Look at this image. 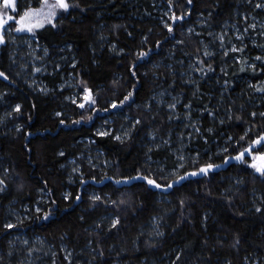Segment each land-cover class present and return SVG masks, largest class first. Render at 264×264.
<instances>
[{
	"label": "trees",
	"instance_id": "trees-1",
	"mask_svg": "<svg viewBox=\"0 0 264 264\" xmlns=\"http://www.w3.org/2000/svg\"><path fill=\"white\" fill-rule=\"evenodd\" d=\"M159 1L168 4L167 0ZM236 1L193 0L188 4L187 0H172L169 4L172 12L177 16L187 14L183 20L170 22L173 24L170 33L144 17L153 10L145 0H71V4L78 6L61 15L55 27L45 25L35 32V38L52 52L71 48L77 60L74 72L78 84L83 91L91 89V95H96L94 107L71 106L68 116L53 114L60 111L56 99L23 89L15 80L6 51L0 52V72L5 74L0 76V101L3 98L9 103L21 104L15 116L22 121L18 131L0 129V179L6 184L0 194V264L12 262L8 258L9 237L14 231L23 230L54 245L57 264H67L60 250L63 244L77 253L83 252V264H115L116 261L264 264V178L245 166L244 161L236 163L234 159L220 164L224 155L214 157L211 163L226 165L225 170L203 178L199 174L185 176L172 188H164L169 190L166 193L141 179L123 189H118L115 182L140 172L156 178L158 183L168 184L166 179L152 174L145 160V149L141 147L143 133L148 128L162 131L166 124L161 114L147 113L143 108L156 87L153 75L160 72L153 65L171 51L176 40L189 46L187 50L193 58L199 59L200 45L186 33L193 16L209 13L220 20L230 19ZM100 33L117 46L115 54L108 48L102 49L98 43ZM260 44L264 46V38ZM141 51L149 54L139 57ZM233 69L238 75L237 66ZM242 74L254 82L261 77L249 74L246 69ZM166 75L162 73V80ZM133 85L136 86L134 95L119 106L122 109L112 110L110 101L123 99L127 92L133 91ZM198 97L194 108L202 110L206 119L211 111L215 113V100L204 92ZM241 106V102L230 106L231 117L225 116L223 124L211 126L206 121L203 136L194 142L199 146L200 159L185 167L182 176L207 163L204 151L213 150L220 136L232 137L227 156L234 157L258 134L264 133V117L251 119ZM115 111L128 113L140 121L128 140L116 139L113 133L96 134L102 116L113 115ZM213 126L211 134L207 129ZM242 136L244 139H240ZM86 139L94 140L111 168L105 173L91 170L87 177L93 184L86 180L84 185L72 187L63 166L69 159L78 157L82 152L80 143ZM152 156L156 160H170L167 149L156 150ZM87 185H94L99 200L85 195L83 188ZM160 197L163 198L160 200ZM13 203L18 208L41 204V209L22 229H8L5 227L8 207ZM257 207L261 208L260 212L256 211ZM45 213H49L47 219ZM117 217L119 224L111 227ZM100 221H104L103 225H97ZM155 221H158L157 229ZM157 230L163 235H155ZM237 237L239 244L235 243ZM88 248L93 249L92 254L86 251Z\"/></svg>",
	"mask_w": 264,
	"mask_h": 264
},
{
	"label": "rangeland",
	"instance_id": "rangeland-1",
	"mask_svg": "<svg viewBox=\"0 0 264 264\" xmlns=\"http://www.w3.org/2000/svg\"><path fill=\"white\" fill-rule=\"evenodd\" d=\"M145 1L153 7V10L147 12L144 17L167 29L165 23L171 22L172 13L171 8H169V0H167L168 4L159 0ZM49 2L52 3L54 0H49ZM14 3L15 10L13 8L6 10L7 15L4 19L7 24L3 30L5 42L0 43V52L5 50L9 56L16 82L34 95L56 99L60 108V111L53 113L56 117H62L64 114L68 116L71 106L77 107L81 103L84 104L83 108L85 109L94 107L96 103L92 104L85 99V91L77 82L74 72L77 60L71 48L66 47L56 52L50 51L35 38V32L40 27H33L31 32L26 29L17 31L21 27L18 22L19 15L23 14L27 7L39 8L42 0H14ZM69 3L71 4V0ZM235 3L233 16L227 20L214 18L209 13L193 16L190 25L186 28V33L192 35L200 45L199 59L193 58L187 50L189 46L176 40V45L173 44L171 51L169 50L158 64L153 65L154 70L160 72L153 75L156 79V87L152 90L149 102L143 108L147 113L161 114L166 124L162 131L148 128L143 133L142 141L144 144L141 147L145 149V160L150 166L152 174L155 177L166 179L168 183L177 182V178L182 176L181 171L185 167L199 161L200 157L197 156L200 151L199 146L194 145V142L197 137L203 136L206 121L211 126L213 123L223 124L221 121L225 119V116L231 117L230 106L238 105L240 102L242 104L240 108L251 119L264 117L260 115V113H264V91H260L261 88H264V60L256 59L257 56H264V46L260 44V40L264 38V8L256 7L257 3H264V0H237ZM2 4L3 0H0V5ZM70 10L71 8L68 11L57 10L55 26L57 19ZM8 15H12L14 19L7 20ZM32 23L35 25V18ZM45 25L53 24L42 22V26ZM252 25L255 27L253 28ZM189 29L192 31L189 32ZM221 36H223V40L220 39ZM98 43L102 49L108 48L112 54L117 51V46L102 33H100ZM233 47L236 49L243 47V51H235ZM205 51L212 55L204 56ZM201 59L204 64H200ZM253 64L255 70L250 67ZM208 65H211V70L207 67ZM235 66H237L238 75L234 73L233 68ZM198 67L203 68L204 71H196L195 69ZM245 69L248 70L249 74H257L261 77L257 82H254L248 75L242 74ZM162 73L167 74L163 80L161 78ZM229 76L232 78L229 79ZM190 81H195V83ZM226 81L227 83H225ZM194 92L195 95H193ZM203 92L215 100L213 106L216 109L215 113L219 116L216 114L214 116L209 115L208 118L203 119L204 112L194 108V100H198V96ZM11 96H14V93ZM92 96L96 101V95ZM174 102L176 108H168V104ZM189 102H191V108H185L184 105ZM17 104L19 103H9L3 98L0 101V129L3 127L4 132L21 129L19 125L22 124V121L15 116L16 112L20 110H16ZM19 105L21 108V104ZM111 109L120 110L122 108L111 106ZM188 112H191V118L187 116ZM253 112L257 115L252 116ZM195 113L198 115L194 116ZM136 121L128 113L115 111L113 115L102 116L97 125L96 134L106 133L105 135H110L113 133L115 137H120L119 140L121 141L128 140L140 124H137ZM193 124L200 129V132L195 131ZM214 127H210L212 129L211 134L214 133ZM80 144L82 145V152L79 153L78 157L69 159L68 163L63 166L66 171L67 182L72 187H80L81 184L84 185L86 180L93 184L94 181L87 177V173L91 170L105 173L111 168V163L105 154L95 146L94 140L86 139ZM229 145H231V140L224 139V135L220 136L213 150L204 151L205 157L208 158L206 159L207 162H211L214 157L227 156ZM253 147L259 151H264L262 146L254 145ZM161 149H167L170 160L153 158L152 153ZM223 149H227V151H222ZM245 160L247 163L243 162V164L259 174L251 167L252 157L250 154L246 153ZM230 161H234V159H229L228 162ZM167 162L168 164H166ZM220 164H225L224 160ZM4 190L0 191V194ZM83 192L90 198L98 197L94 185H87L83 188ZM69 194L70 192H68ZM162 198L160 197V200ZM39 202H43L42 197ZM37 208L41 209V204H37L33 208H18L14 203L11 204L7 213V224L13 225L10 229H22L26 221L40 212L37 211ZM103 223L104 221H100L97 225H103ZM156 223L158 221L154 222V228L157 229ZM8 245L10 249L8 258L12 259L10 264H57L58 253L54 249V245L39 235L24 230L14 231L9 237ZM60 250L67 264H83L81 256L83 252L77 253L76 250L64 244ZM86 251L91 252L90 254L93 253L92 248H88ZM69 253H71L70 256ZM115 264L126 263L116 261ZM142 264L145 263L142 262ZM158 264H163V262Z\"/></svg>",
	"mask_w": 264,
	"mask_h": 264
},
{
	"label": "snow or ice",
	"instance_id": "snow-or-ice-1",
	"mask_svg": "<svg viewBox=\"0 0 264 264\" xmlns=\"http://www.w3.org/2000/svg\"><path fill=\"white\" fill-rule=\"evenodd\" d=\"M193 0H187L188 4H192ZM169 4H172V0H169ZM78 5H73L69 3V0H54V2L50 3L49 0H42V3L40 4L39 8L36 7H27L24 11L23 14L19 15V24L21 25L20 28L17 29V31H21V30H27V31H33V27H41L42 26V22H48V23H52L53 26L55 27V18L58 15L57 10L58 9H62L64 11H68L70 8L75 7ZM257 8H264V3H257L256 4ZM9 8H15V3L14 0H3V4L0 5V43H4L5 42V37L3 34V30L5 28V25L7 24V21L4 19L5 15H7V9ZM190 11V9H189ZM187 13H182L181 15L177 16L176 13L172 12L170 19L171 21L175 22V21H180L184 19V16ZM36 19V23L35 25H33L32 20ZM14 17L12 15H8L7 16V20H13ZM165 27L168 29V31L171 33L173 31V24L172 23H165ZM252 27L254 28L255 25H252ZM192 29H189V32H191ZM147 39V37H145V40ZM221 40H223V36L220 37ZM157 46H159L160 42L157 41ZM182 43V41H181ZM233 50L235 51H243V47L236 49L235 47H233ZM120 51L122 52L123 49H120ZM149 53L148 51H141L139 52V57H145L147 56ZM204 56H210L212 55L211 53L205 51L203 53ZM225 55H227V52H225ZM257 60H264V56H257L256 57ZM200 64H204V61L201 59ZM210 70H211V65L207 66ZM250 67H252L253 70H255V65H251ZM135 64H133V71H132V75L135 76ZM198 72H203L204 69L203 68H196L195 69ZM241 70H243V68H241ZM37 71H39V69H37ZM0 76H5V74L3 72H0ZM7 78V77H5ZM191 83H195V81H190ZM227 83V81L225 82ZM135 85H133V91H129L127 92V94L123 97V99L121 100H113L111 101V106L113 108H116L120 105L125 104L126 101H128L133 95H134V90H135ZM260 91H264V88H261ZM193 95H195V92L193 93ZM85 99L88 100L89 102H91L92 104H95L96 101L94 99V97L91 95V89H85ZM175 99V98H174ZM81 108L84 107V104L81 103L79 105ZM150 107V105H149ZM185 108L190 109L191 108V102H189L188 104L184 105ZM168 108L170 109H175L176 108V103H169L168 104ZM20 109V105L17 104L16 105V110L18 111ZM209 115H215L214 112H210ZM252 116H256L257 113L253 112L251 114ZM261 116H264V113H260ZM187 116L189 118H191V112L187 113ZM89 119H91V117H89ZM237 119H241L240 117H237ZM63 122V121H62ZM136 123H140L139 120L136 121ZM221 123H223V121H221ZM193 128L195 129L196 132H200V129L198 127H196L195 124H193ZM208 132H212V129L209 128L207 129ZM106 133H98V135H105ZM155 134L153 133V136ZM189 135H191V133H189ZM247 135V133H245V136ZM116 139H120V137H116ZM229 140L232 139L231 136L228 137ZM240 139H244V137L242 136ZM254 145H260L262 147H264V133L258 134L256 136L255 139L251 140L248 147L242 149L241 151H239L234 157H228L225 156L224 157V162L227 163L229 159H235L238 161H244L245 163H247L246 160H244L246 153L250 154L252 157V163H251V167L254 168L261 176V178H264V151H259L257 149H254ZM158 147V145H157ZM222 151H227V149H223ZM61 155H63V153H61ZM197 156H199V154H197ZM181 159H183V157H181ZM181 167H183V165H181ZM220 167V165L211 163V162H207L201 166H199L196 171H193L191 173H185L184 176L178 177L177 178V182L179 180H183L185 178V176L188 175H197V174H207L210 170L216 169ZM132 179H141L143 181H145L148 185L153 186L155 188H172L173 184L172 183H168V184H161L157 182V179L154 177H151L149 175H144L143 173L138 172L137 175L135 177H122L123 181H129ZM121 181H117V183H120ZM6 186L5 181L3 179H0V191L4 190V187ZM22 187V185H21ZM68 196H65V199H67ZM76 199H80L79 196L76 197ZM100 197H93V200H99ZM181 203H183V201H181ZM37 211H40L39 208H37ZM257 212L261 211V208L257 207L256 208ZM49 213H45L44 214V218L47 219L48 218ZM81 219H83V217H81ZM205 219H207V217L205 216ZM119 217L115 218L112 221L111 227H115L117 224H119ZM6 228H12L13 225L11 223L6 224L5 225ZM158 227V226H157ZM155 235H163L162 232L156 231ZM25 243H27V241H25ZM236 244H239V238H236L235 241ZM235 246V245H234ZM103 253L101 252V255ZM69 256L71 255V253L68 254ZM179 258V257H178ZM228 264H231V262H228Z\"/></svg>",
	"mask_w": 264,
	"mask_h": 264
},
{
	"label": "water",
	"instance_id": "water-1",
	"mask_svg": "<svg viewBox=\"0 0 264 264\" xmlns=\"http://www.w3.org/2000/svg\"><path fill=\"white\" fill-rule=\"evenodd\" d=\"M236 161L240 162V163L243 162V161H238V160H236ZM213 170H210L207 174H199V175H200L201 178H203L205 176H208ZM139 180L140 179H132V180H129V181L118 180V181H121V182L120 183L116 182V185H117L118 189H123V188L132 186L134 183L138 182ZM161 191L162 192H166L167 189L162 188Z\"/></svg>",
	"mask_w": 264,
	"mask_h": 264
},
{
	"label": "bare ground",
	"instance_id": "bare-ground-1",
	"mask_svg": "<svg viewBox=\"0 0 264 264\" xmlns=\"http://www.w3.org/2000/svg\"><path fill=\"white\" fill-rule=\"evenodd\" d=\"M235 162H236V163H239V162H237L236 160H235ZM225 169H226V165H220V167L214 169L212 172H219V171H222V170H225ZM212 172H211V173H212ZM205 177H206V176H205ZM150 187H152V188H154V189H156V190H159L161 193H166V192L169 191V190H167L166 192H162V191H161L162 188H155V187H153V186H150Z\"/></svg>",
	"mask_w": 264,
	"mask_h": 264
},
{
	"label": "flooded vegetation",
	"instance_id": "flooded-vegetation-1",
	"mask_svg": "<svg viewBox=\"0 0 264 264\" xmlns=\"http://www.w3.org/2000/svg\"><path fill=\"white\" fill-rule=\"evenodd\" d=\"M258 146H260V145H258Z\"/></svg>",
	"mask_w": 264,
	"mask_h": 264
}]
</instances>
